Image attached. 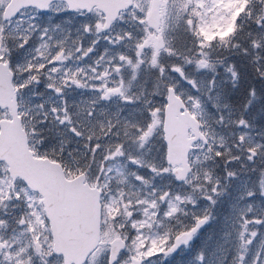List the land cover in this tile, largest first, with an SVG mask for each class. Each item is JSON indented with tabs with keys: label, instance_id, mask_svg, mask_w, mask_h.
<instances>
[{
	"label": "snow or ice",
	"instance_id": "snow-or-ice-1",
	"mask_svg": "<svg viewBox=\"0 0 264 264\" xmlns=\"http://www.w3.org/2000/svg\"><path fill=\"white\" fill-rule=\"evenodd\" d=\"M0 264H264V0H0Z\"/></svg>",
	"mask_w": 264,
	"mask_h": 264
}]
</instances>
